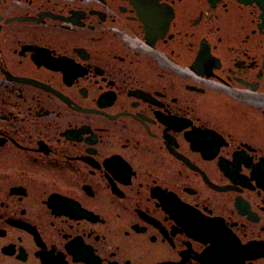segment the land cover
<instances>
[{"label":"flooded vegetation","instance_id":"1","mask_svg":"<svg viewBox=\"0 0 264 264\" xmlns=\"http://www.w3.org/2000/svg\"><path fill=\"white\" fill-rule=\"evenodd\" d=\"M0 264H264V0H0Z\"/></svg>","mask_w":264,"mask_h":264}]
</instances>
